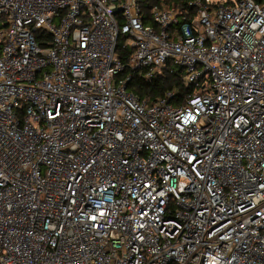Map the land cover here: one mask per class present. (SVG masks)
Listing matches in <instances>:
<instances>
[{
	"label": "built area",
	"instance_id": "obj_1",
	"mask_svg": "<svg viewBox=\"0 0 264 264\" xmlns=\"http://www.w3.org/2000/svg\"><path fill=\"white\" fill-rule=\"evenodd\" d=\"M140 1L0 0V264H264V0Z\"/></svg>",
	"mask_w": 264,
	"mask_h": 264
},
{
	"label": "trees",
	"instance_id": "obj_2",
	"mask_svg": "<svg viewBox=\"0 0 264 264\" xmlns=\"http://www.w3.org/2000/svg\"><path fill=\"white\" fill-rule=\"evenodd\" d=\"M194 1L196 0H141L144 23L145 25L156 27L150 15V11L153 7L174 6L180 13H183L184 16L192 18L198 12L197 7L191 6V3ZM202 1L205 2V0ZM185 12H188V14ZM45 38L49 39L50 36L47 35ZM128 41V35L120 34L116 54L125 66V71L122 76L125 77L131 73L128 89L140 100L152 103L159 98H164L167 93L173 92L176 94V97L172 100V103H180L187 94L194 92L193 85H186L184 83L183 70L172 65L166 66L150 78L145 76V70L140 69L138 71H133L130 69V57L134 50Z\"/></svg>",
	"mask_w": 264,
	"mask_h": 264
},
{
	"label": "rangeland",
	"instance_id": "obj_3",
	"mask_svg": "<svg viewBox=\"0 0 264 264\" xmlns=\"http://www.w3.org/2000/svg\"><path fill=\"white\" fill-rule=\"evenodd\" d=\"M215 2H222L223 4H227L229 1L237 2L238 0H214Z\"/></svg>",
	"mask_w": 264,
	"mask_h": 264
}]
</instances>
